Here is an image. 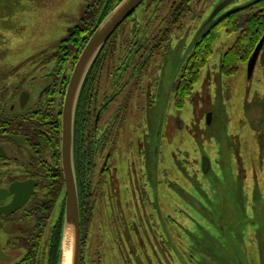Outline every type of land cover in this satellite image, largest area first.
<instances>
[{"label": "rangeland", "instance_id": "rangeland-1", "mask_svg": "<svg viewBox=\"0 0 264 264\" xmlns=\"http://www.w3.org/2000/svg\"><path fill=\"white\" fill-rule=\"evenodd\" d=\"M87 1L89 0H0L1 78L8 76L6 83L11 84L16 79L25 77L28 81L29 77L35 76V83L26 82V85H37L41 74L38 71H41L44 60L52 57L59 43L79 23ZM224 1L193 0L192 12L183 22V35L174 33L164 59L158 57L150 62L147 70L149 77H143L141 83L143 88L149 90L136 99L139 100L138 103L135 100L134 105L129 106L124 129L121 130L113 151L112 165L118 184L117 200H109L110 179L104 175L102 197H95L94 201L88 203V210L86 209L88 226L82 230L85 237V264L257 263L259 253L255 251L256 244L250 230L246 228V223L252 222L250 219L247 222L239 218L260 215L261 219L262 214L264 216V204L255 202L263 200L260 189L264 181L261 170L264 152L258 141L263 142V147L264 138L260 140V135L264 130L260 120L264 119V43L249 78L245 63L239 65L234 75L225 76L216 64L236 35L221 33L213 46V56L208 66L209 81H215V84L217 82L214 91V85L209 94L202 93V90L197 101L200 97L204 100L200 99L191 111L189 105L192 103H188L189 98L181 111H176L172 103L173 84L186 54L190 52L197 30L214 8ZM254 1L256 0H233L224 11L243 7ZM170 7L171 0L161 1L155 21L151 24L152 37H160L167 29ZM140 9L141 7L136 12H139V17L142 14ZM114 55L118 58L119 52ZM49 61L51 62L50 59ZM204 81L205 76L201 75L194 87L195 94ZM150 98L153 99L152 103ZM208 113L212 114V124L214 123L211 127L205 125ZM157 126L160 137L154 143ZM143 132L145 139L138 136ZM158 145V171L153 175L154 181L152 174L147 175V202L140 207L130 198L134 178L136 181L145 180L140 174L144 167L141 168L139 153H145L143 163L145 160L146 171L152 169L147 162L150 156L146 155L145 149L151 153L153 146ZM232 150L235 154L233 160L230 155ZM203 154L211 161L210 172L195 176L193 169L197 168L198 160ZM170 160L175 163H170ZM183 164L187 166L181 167ZM216 167L218 168L214 170ZM134 171L139 174L135 175ZM236 174H241L245 180L241 196L239 195L242 201L237 206L231 201L235 195L240 194L236 187ZM251 174L258 178L256 184L260 189H256V192L248 181ZM176 175L182 176V184L176 183ZM90 176L94 182L95 175ZM221 176L216 182L212 181ZM198 178L203 179L202 182ZM200 194L205 195L201 197ZM209 194L210 198L207 197ZM253 197L256 198L253 207L246 206V199ZM175 203L178 206L172 205ZM219 203L222 208L214 212ZM58 208L56 205L49 225L55 220ZM186 214L188 215L184 219ZM191 220L192 223L188 225L187 221ZM153 221L155 228L159 227L170 242L171 254H168V249L162 244L155 242ZM204 226L210 227V240L203 237V232L208 230ZM5 242L7 235L0 232V243L5 246ZM216 242L219 244L216 245ZM19 258L16 253L11 254V260H3L0 264H17Z\"/></svg>", "mask_w": 264, "mask_h": 264}, {"label": "flooded vegetation", "instance_id": "flooded-vegetation-1", "mask_svg": "<svg viewBox=\"0 0 264 264\" xmlns=\"http://www.w3.org/2000/svg\"><path fill=\"white\" fill-rule=\"evenodd\" d=\"M161 1L146 0L143 3L144 6L140 9L141 16L139 17V12L134 14L117 31L100 53L93 66L91 75L88 79H85L81 89L74 121V164L79 201L81 203L82 197L84 212L87 207L89 208L88 203L90 201H94L95 197H102V176L104 175H107L110 179L109 200H117L116 192L118 191V184L114 177L115 168L112 165L114 158L113 151L121 130L124 129L129 106H133L135 100L143 93L145 95L147 90H149L143 88L141 83L143 77L147 79L149 77L147 70L150 62L158 57L164 59L171 36L174 33L183 35L185 31L183 27L180 31L174 30L169 34V39L164 40L160 46L157 45L160 40L162 41V35L167 30L158 38L151 36V24L155 21ZM61 42L55 53L49 58L51 62L48 58L44 60L41 71H38L41 74L38 79L39 81L36 82L37 85H26V82L28 84L35 83V76L29 77L28 81H26L25 77H22L12 81L11 84H7L6 78L8 76L1 78L0 72V197L6 196L0 200V208L12 202L14 193L9 195L11 186L24 189L23 194L29 185H31L32 190L24 205L13 213L9 215L0 213V232H4L7 235V242H5V246L0 243V249L4 254L9 256L10 260L11 254L16 253V255H19L20 258L17 264H20V261L29 253L37 254L35 264L37 261L38 264H49V255L55 252V248L53 247L54 237L63 223V179L62 190L56 194L55 206L48 217L44 209L45 207H41L43 201L37 198L42 194L41 192L46 190L48 175L50 174L54 177L57 169L61 172L62 108L67 81L75 64L74 61L71 64V59L75 57V50H71L70 43L63 46ZM192 51L185 58L177 79L173 84L172 101L174 98L173 90L177 86V80ZM116 52H119L118 58L114 55ZM66 59H68L67 65L64 63ZM216 65H220V59ZM201 75L205 76V81L203 85L200 84L196 94L195 89H193L192 94L189 96L188 103H192V105H189L191 107L190 111L192 108H195L193 105L196 106L200 99L204 100V98L200 97L197 101L198 96H201L202 90H204L202 93H208L213 85L212 91H214L215 85H217V82L215 84V81H209L208 67L200 71L199 79ZM151 86L150 84L149 87ZM151 93L152 91H150V96L152 95ZM150 99V103H152L153 99ZM138 101L136 100L137 103ZM172 103L174 105V102ZM114 104L116 106L113 109ZM212 121L211 119V124H206L205 122V125L211 127L214 124H212ZM260 121L263 124L264 130V119ZM138 136L140 138L144 137V139L146 137L144 132ZM260 136V140L264 138V132ZM258 143L264 152V146L262 147L263 142L258 141ZM149 151L145 149L146 155L150 156V160H147V162L152 167L153 156ZM233 151H230L232 160L235 155ZM144 156L145 153L140 152L138 158L141 161V168L144 167L140 172L141 178H145V180L136 181L134 178L132 184L134 187L133 189L131 188L130 193V198L136 201L140 207H143L147 202L145 194L146 185H148L149 181L147 182L146 177L152 174L154 181L153 175L155 171H158V166L156 168L152 167V169L148 167V172L146 171L145 160L143 163ZM173 157L176 158V156ZM177 159L182 160L179 157ZM97 160H99V163H97ZM170 163H175V161L170 160ZM198 164L197 168L193 169L195 176L198 174L207 175L210 172L211 161L207 174H203L202 172L201 157L198 160ZM185 165L183 164L181 167H185ZM126 166L128 168V164ZM218 167H220V164ZM218 167L214 168V170ZM261 168L264 179V161L261 163ZM134 173L135 175L139 174L138 171H134ZM90 175H95L94 182ZM128 176L130 175L128 174ZM176 176V183L182 184V176ZM222 176L225 177V175ZM222 176L216 177L212 181L216 182ZM249 177L248 181L251 187L254 188V192H256V189H260L256 184L258 178L252 174ZM235 179L236 187L240 194L235 195V198L231 199V201H234V205L237 206L242 201L240 197L242 192L241 187L244 185L245 180L241 174H236ZM198 180L202 182L203 179L198 178ZM204 181L207 182L206 179ZM224 181L223 183L225 184L226 182ZM94 190L97 191L94 192ZM260 190L263 195L262 202L256 200L253 193L254 197L252 199H246V206L253 207L255 200L257 203L264 204V181ZM203 195L200 194L201 197ZM207 197L210 198V194ZM56 205L59 208L55 214V220L49 225L51 214ZM172 205L178 206L176 203ZM217 209H221L220 203L217 208H214V212H217ZM139 211L138 208V214ZM187 215L184 216V219ZM259 216L247 215L246 218L242 216L239 219L247 222L248 219L251 220L252 223H246V228L250 230V235L256 244L255 251L257 250L259 253L256 264H264V216L262 214L260 221ZM192 221H187L188 225ZM148 225L150 230H152L149 221ZM153 225L156 233L155 242L162 244L165 249H168V254H171L172 246L170 242L166 240L165 234L160 232L159 227L156 226L155 228V222ZM204 227L208 230L203 232V237L210 240L208 238V235L211 234L210 227ZM219 241L221 242V238H219ZM218 244L216 242V245ZM206 246H208V242ZM38 256L39 258L37 259Z\"/></svg>", "mask_w": 264, "mask_h": 264}, {"label": "trees", "instance_id": "trees-1", "mask_svg": "<svg viewBox=\"0 0 264 264\" xmlns=\"http://www.w3.org/2000/svg\"><path fill=\"white\" fill-rule=\"evenodd\" d=\"M120 0H89L87 1L83 11L80 22L73 27L61 44H71V50H75V57L71 59V64L75 62L79 51H81L87 38L92 32L94 27V21L98 16L101 9L105 8V11L114 7ZM193 0H171L170 9V23L167 30L162 35L163 39L160 40L157 45L160 46L164 40L169 39V34L176 30L180 31L183 27V21L192 12ZM130 19V18H129ZM128 21V20H127ZM121 25L118 30L123 27L126 22ZM206 32L201 35L196 44L193 46L191 55L186 60L182 73L178 78L177 86L174 91V108L176 111H181L184 108L186 99L192 94L194 86L198 82L200 71L209 66L211 58L213 56V46L219 39L221 33L227 35L235 34L236 38L233 43L224 51L220 58V69L225 76L234 75L239 69L240 64H244L250 58L255 46L259 42L260 38L264 34V0H257L250 5L239 8L234 12L224 15L211 22ZM117 30V31H118ZM152 53V51H151ZM97 61V60H96ZM94 62V64L96 63ZM65 65L68 63V59L65 60ZM94 66V65H93ZM93 66L91 67L86 79L91 75ZM62 190V178L59 169L56 171V175H48V184L46 190L41 192L39 197L43 202L41 207L47 212V217L52 212L56 203V194ZM45 200V203H44ZM80 202V201H79ZM44 203V204H43ZM83 200L81 197L80 212H81V226L84 229L88 226L87 222V210L84 212ZM83 230V229H82ZM60 230L56 233L53 240V247L55 248L54 254L49 255V264H58L59 254V240ZM84 245L85 237L82 232V257L80 264L84 263ZM36 253L26 254L20 261V264H35ZM39 256L37 257V259ZM38 264V261L37 263Z\"/></svg>", "mask_w": 264, "mask_h": 264}, {"label": "water", "instance_id": "water-1", "mask_svg": "<svg viewBox=\"0 0 264 264\" xmlns=\"http://www.w3.org/2000/svg\"><path fill=\"white\" fill-rule=\"evenodd\" d=\"M144 0H120L104 17L100 22L101 15L105 8L100 12L96 25L93 29L92 34L88 38L84 48L82 49L78 59L73 67L72 73L69 77L66 90L64 103L62 108L61 117V173L64 184V215L63 223L61 228V237L59 245V255L58 264H80L81 262V224H80V210H79V200H78V190L76 182V174L74 169V156H73V131H74V118L76 105L79 99L82 85L86 78V75L91 68L92 64L102 51L108 39L117 30L119 25L127 19L136 8ZM233 0H225L220 5L216 6L207 20L203 25L197 30V34L194 36L193 43L191 45L190 51L196 44L198 38L207 31L210 25H212L215 19L222 17L224 15L230 14L235 10L242 8L236 7L231 10L224 9ZM257 1V0H256ZM255 2V1H254ZM253 2V3H254ZM250 5V4H248ZM247 6V5H245ZM243 6V7H245ZM210 24V25H209ZM264 43V34L260 38L253 53L251 54L248 64H247V77L249 78L253 72L255 63L257 61L259 52ZM188 53L186 54L187 57ZM212 114L208 113L206 118V123H211ZM161 126V125H160ZM159 126H157L155 131V141H159L160 133ZM158 146H153L151 151L152 167H157L158 161ZM201 168L203 174H207L210 168V161L207 156L201 157ZM21 188L16 186L10 187V194L14 193L13 200L10 204L5 207L0 208V213L4 215H9L13 213L16 209L24 205L27 201L29 195L32 193L31 185L27 187L26 192L23 194ZM7 195V196H9ZM6 196L0 197V200ZM222 208V205H221ZM260 219V218H259ZM9 256L4 254L0 249V261L8 260Z\"/></svg>", "mask_w": 264, "mask_h": 264}]
</instances>
